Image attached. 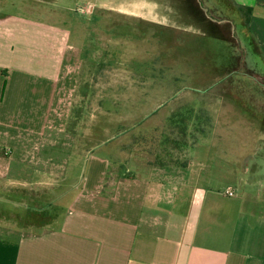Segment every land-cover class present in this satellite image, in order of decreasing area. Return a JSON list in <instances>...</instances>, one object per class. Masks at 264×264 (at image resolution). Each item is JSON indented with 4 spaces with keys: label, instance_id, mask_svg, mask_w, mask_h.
<instances>
[{
    "label": "crops",
    "instance_id": "obj_1",
    "mask_svg": "<svg viewBox=\"0 0 264 264\" xmlns=\"http://www.w3.org/2000/svg\"><path fill=\"white\" fill-rule=\"evenodd\" d=\"M10 1L0 0V264H264V195L228 197L202 187L217 182L212 173L217 167L210 164L214 149L196 147L190 158L188 149L184 163H161L155 153L115 147L97 155L93 144L80 148L84 141L93 143V133L82 137L83 122L72 126L64 104L72 105L81 86L84 93L80 76L90 61L73 48L70 36L11 16L40 10L15 8ZM137 2H142L135 6L137 19L174 32L204 27L201 34L216 44L224 42L222 21L233 15L249 34L259 32L253 41L264 54V0H218L223 5L215 4L217 9L229 14L185 19L189 23L176 18L186 17L198 0ZM171 11L179 14L169 19ZM136 55L141 60L138 50ZM120 65L109 74L144 76L129 71L125 61ZM155 67L163 72L170 65ZM86 87L78 95L83 104L90 101ZM145 92L137 89L140 100ZM65 138L76 139L75 146L65 149ZM35 188L42 189L47 205L67 200L66 210L60 214L53 206L45 215L10 210ZM32 198V204L42 201Z\"/></svg>",
    "mask_w": 264,
    "mask_h": 264
},
{
    "label": "rangeland",
    "instance_id": "obj_2",
    "mask_svg": "<svg viewBox=\"0 0 264 264\" xmlns=\"http://www.w3.org/2000/svg\"><path fill=\"white\" fill-rule=\"evenodd\" d=\"M10 2L15 8L22 4L37 7L40 12L13 11L11 16L53 27L58 33L70 36L73 48L90 61L80 76L81 84L89 86L90 101L83 104L80 100L87 90L85 86L83 93L81 86L72 105L64 104V113L73 122L72 126L80 121L83 122L78 130L80 134L93 133V143L84 141L80 148L93 144L97 155L115 147L129 150L130 154L155 153L161 157L156 158L161 163L169 160L184 163L183 154L188 149L189 158L196 147L204 151L214 149L210 164L217 167L212 171L217 182L211 189L202 187L221 196L228 188L233 189L236 196L264 195V54L253 41L259 37V32L254 29L249 34L244 21H237L233 15H227V11L221 14L216 5L222 6V2L198 0L199 6H188L186 17L176 18L178 22L189 23L185 19L196 22L213 20L220 15L231 16L227 19L229 22L222 21L220 32L224 42L218 44L201 34L206 30L204 27L200 31L179 27L174 32L171 27L153 26L137 19L134 15L139 13L135 6L142 3L137 0ZM90 7L92 11H88ZM177 13L171 11L168 18L173 19ZM168 33L173 39H168ZM109 61H112L111 66ZM124 61L129 71L144 76L136 75L137 79L109 74ZM162 63L171 68L157 71L155 65ZM138 82L145 86L134 85ZM164 86L169 91L164 92ZM138 88L146 90V99L140 100ZM159 104L162 106L157 107ZM188 109L194 110L193 117H203L204 122L196 125L189 121L184 136L179 127L169 123V117ZM199 129L201 131H197ZM172 140H176V144ZM77 141L82 142L79 138ZM74 142L76 139L65 138L64 148L75 146ZM166 152L172 156L163 157ZM41 190L35 188L33 198L27 197L22 204L12 202L10 210L13 208L17 214L31 211V214L42 212L44 215L50 213L53 206L57 213L66 210L67 200L47 205L39 195ZM48 194L51 200H56V194ZM31 198L42 201L32 204Z\"/></svg>",
    "mask_w": 264,
    "mask_h": 264
},
{
    "label": "trees",
    "instance_id": "obj_3",
    "mask_svg": "<svg viewBox=\"0 0 264 264\" xmlns=\"http://www.w3.org/2000/svg\"><path fill=\"white\" fill-rule=\"evenodd\" d=\"M241 10L245 11V9H241ZM245 16H247L246 12H245ZM246 22L248 23V20H246ZM193 115H194L193 109H188V110H185L184 112L178 111L176 113H173L169 117V123H171V125L173 124L174 126L179 127L180 133L185 136V135H187V125H188L189 121L190 122L192 121L193 124L196 123V125H200L201 123L204 122L203 117H200V116L193 117ZM197 131H201V129H199ZM172 142L176 144V140H172ZM168 154H170V153L166 152L165 156Z\"/></svg>",
    "mask_w": 264,
    "mask_h": 264
},
{
    "label": "built area",
    "instance_id": "obj_4",
    "mask_svg": "<svg viewBox=\"0 0 264 264\" xmlns=\"http://www.w3.org/2000/svg\"><path fill=\"white\" fill-rule=\"evenodd\" d=\"M92 7H90V9H88V11H92ZM225 194L228 196V197H233L234 196V191L232 189H227L225 191Z\"/></svg>",
    "mask_w": 264,
    "mask_h": 264
}]
</instances>
